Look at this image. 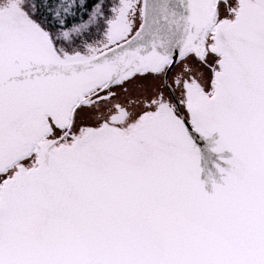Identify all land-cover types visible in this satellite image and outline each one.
Segmentation results:
<instances>
[{"label": "snow or ice", "instance_id": "obj_1", "mask_svg": "<svg viewBox=\"0 0 264 264\" xmlns=\"http://www.w3.org/2000/svg\"><path fill=\"white\" fill-rule=\"evenodd\" d=\"M0 264H264V0H0Z\"/></svg>", "mask_w": 264, "mask_h": 264}, {"label": "water", "instance_id": "obj_2", "mask_svg": "<svg viewBox=\"0 0 264 264\" xmlns=\"http://www.w3.org/2000/svg\"><path fill=\"white\" fill-rule=\"evenodd\" d=\"M226 155H230V154H226ZM214 157L211 156V154L209 153H205L204 155V160L202 162V165L205 167V172L202 173L201 179L205 180V187L207 191H211V182L208 180L207 177V168H208V161L213 159ZM217 181L219 182V177L217 176Z\"/></svg>", "mask_w": 264, "mask_h": 264}]
</instances>
